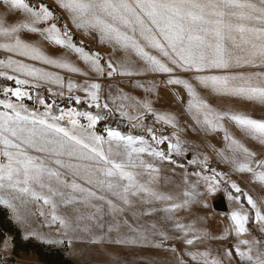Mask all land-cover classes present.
Listing matches in <instances>:
<instances>
[{
    "label": "snow or ice",
    "instance_id": "obj_1",
    "mask_svg": "<svg viewBox=\"0 0 264 264\" xmlns=\"http://www.w3.org/2000/svg\"><path fill=\"white\" fill-rule=\"evenodd\" d=\"M0 53V206L24 239L147 244L170 264H264V115L237 106L264 109V0H0ZM165 98L188 121L156 107ZM187 131L218 136L219 162L252 187L211 167ZM176 169L178 190H162ZM221 191L231 202L221 234L207 216H180Z\"/></svg>",
    "mask_w": 264,
    "mask_h": 264
},
{
    "label": "rangeland",
    "instance_id": "obj_2",
    "mask_svg": "<svg viewBox=\"0 0 264 264\" xmlns=\"http://www.w3.org/2000/svg\"><path fill=\"white\" fill-rule=\"evenodd\" d=\"M10 20H15V17H11ZM76 36L79 39H83L85 41V44L87 46H90L93 50H98L101 53H106L108 51L107 48L104 46H101L97 43L95 39H90L87 37H83L80 33H76ZM3 57V53H0V58ZM76 79H80L77 77ZM46 98L51 100V97H48L47 93H44ZM82 95V94H81ZM57 105L59 107H79L78 105H75L74 102L70 100H57ZM239 108L243 110L251 111L254 115V118H262V115H264V109L259 108L258 106H252L248 103H238L237 105ZM156 107L161 109H170L171 111L180 113V119L181 123L188 121V117L186 115H183L181 112V108L179 105L174 104L170 98H165L160 103L156 105ZM105 123L111 124L109 121H102L100 125H98V130L101 129ZM114 127V126H113ZM184 137L192 144L199 146V150L203 153H206L211 157V160L214 158L218 162V169L219 171L229 173L232 180H236L238 183L241 184L242 187H245L246 190L252 187L248 183V174H233L230 171V168L228 165L220 163L218 158L216 157V154L212 151L210 145L215 144L217 147H223V143L221 139L218 138L216 135H210V136H203L198 133H193L191 131H187L184 134ZM237 136H239V133L237 132ZM255 144V142H253ZM258 146V145H257ZM166 147V146H165ZM260 148V146H258ZM192 153L190 152V156ZM181 163H186V160L181 159ZM196 169L194 166H189ZM188 167V171L191 172V170ZM183 172L182 169H176L175 173L172 172H165L163 175L168 176L171 180V184H167L166 181H161L162 190L165 191H174L178 190L176 189V185L181 183V173ZM259 189H255L251 194H256ZM219 194H224L227 200V204L230 210L231 202L228 201L227 195L225 192L221 191L216 193L213 196L208 197V203L210 207L208 208H202L200 205H193L191 210H185L180 213V216L184 218L185 220H188V218H196V217H202L207 216V218H227V215H223V213H217L214 211L212 207V202L215 197H217ZM6 213L7 218L12 222L13 226L10 228L8 225V235L6 237H11V249L3 254L0 255V264H41L39 261V255L42 257L48 256V258L52 261V264H66L61 263V261L58 259V255H62L64 259L72 262V264H134V259L136 256L134 255L135 252H132V246L131 245H121V244H111L108 246H103V248L100 246L98 248H95V244L84 242L83 247L80 251H78V254H80L83 258L91 261L86 263H80L72 261L69 255L70 248L67 245H48L41 241H38L35 238H29L24 239V231L21 229L18 225L14 223L12 220V217L8 210L4 209L2 206H0ZM229 212V211H228ZM160 214L157 213L154 216H151V220H157L159 218ZM38 220L42 223L43 218L38 217ZM34 227H38V225H33ZM19 230L21 233L22 243L17 244L15 241L16 231ZM41 231L47 232L48 229L45 226L44 228L40 229ZM4 240V239H3ZM0 242V247H2V242ZM174 243V242H169ZM33 244V245H32ZM38 245L42 246L41 251L37 248ZM124 249V251H122ZM56 252L58 255H56ZM118 254V255H117ZM105 257L103 260L100 259V257ZM4 256L7 257V259L4 258ZM121 259V260H120ZM99 260V261H97ZM96 261V262H95ZM171 256L168 252L157 249L155 247H152V256H151V264H170ZM94 262V263H93ZM99 262V263H97ZM148 262V259L145 260V264Z\"/></svg>",
    "mask_w": 264,
    "mask_h": 264
},
{
    "label": "crops",
    "instance_id": "obj_3",
    "mask_svg": "<svg viewBox=\"0 0 264 264\" xmlns=\"http://www.w3.org/2000/svg\"><path fill=\"white\" fill-rule=\"evenodd\" d=\"M249 146L252 147L256 151L260 150V148H258V146L256 144H254L253 142H249ZM228 209H229V207H228ZM151 218H152L151 216H147V217H142L141 219L143 222L147 223V222L152 221ZM188 219H193V218H188ZM227 223H228V218H207V220H206L207 228L213 234H217V235L221 234L223 226ZM250 227H251V225H250ZM84 242H86V240ZM84 242H75L72 245V248H70L68 253H69L72 261L80 262V263L91 262V261L83 258L80 254H78V251H80L82 249ZM111 244H114V243L103 242L100 244H95V246H96L95 248H98L100 246L103 248V246H108ZM131 246H132V250H133L132 252H135L134 255L136 256V258L134 259V264H145L146 259H148V262L146 264H151V256H152V246L151 245L146 244V245H131ZM212 246L216 247L217 242H213ZM122 251H124V249ZM123 253H125V251ZM104 258L105 257H100L101 260H103ZM97 261H99V260H97ZM97 263H99V262H97Z\"/></svg>",
    "mask_w": 264,
    "mask_h": 264
},
{
    "label": "trees",
    "instance_id": "obj_4",
    "mask_svg": "<svg viewBox=\"0 0 264 264\" xmlns=\"http://www.w3.org/2000/svg\"><path fill=\"white\" fill-rule=\"evenodd\" d=\"M78 106L81 108V110L86 109V105L84 104ZM110 122L114 127H116V125L119 123V121L116 119L110 120ZM122 130L127 131L128 129L122 128ZM189 169L193 171V168L189 167ZM8 225L10 226V228L13 226L12 222L9 220V218H7V213L0 207V242L8 235ZM15 241L17 242V244L22 243L21 233L19 232V230L16 231ZM37 248L39 249V251H41L42 246L38 245ZM56 255H58L57 252ZM57 257L61 261V263L72 264V262L64 259L62 255H58ZM39 261L41 264H52V261L48 258V256L42 257L39 255Z\"/></svg>",
    "mask_w": 264,
    "mask_h": 264
},
{
    "label": "water",
    "instance_id": "obj_5",
    "mask_svg": "<svg viewBox=\"0 0 264 264\" xmlns=\"http://www.w3.org/2000/svg\"><path fill=\"white\" fill-rule=\"evenodd\" d=\"M212 207L217 213H228L229 209L225 195L219 194L217 197H215L212 202Z\"/></svg>",
    "mask_w": 264,
    "mask_h": 264
},
{
    "label": "built area",
    "instance_id": "obj_6",
    "mask_svg": "<svg viewBox=\"0 0 264 264\" xmlns=\"http://www.w3.org/2000/svg\"><path fill=\"white\" fill-rule=\"evenodd\" d=\"M150 122V121H149ZM165 134H169V132H165ZM210 166L211 167H215V168H217L218 169V162L216 161V159H212L211 161H210Z\"/></svg>",
    "mask_w": 264,
    "mask_h": 264
}]
</instances>
